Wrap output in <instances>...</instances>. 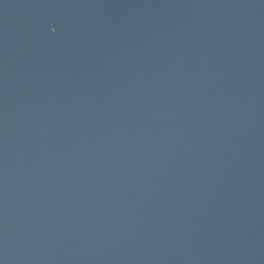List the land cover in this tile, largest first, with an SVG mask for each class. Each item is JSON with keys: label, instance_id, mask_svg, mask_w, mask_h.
Returning <instances> with one entry per match:
<instances>
[{"label": "water", "instance_id": "95a60500", "mask_svg": "<svg viewBox=\"0 0 264 264\" xmlns=\"http://www.w3.org/2000/svg\"><path fill=\"white\" fill-rule=\"evenodd\" d=\"M0 264H264V0H0Z\"/></svg>", "mask_w": 264, "mask_h": 264}]
</instances>
